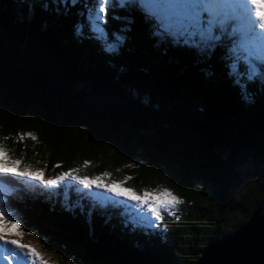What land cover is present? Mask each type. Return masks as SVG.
<instances>
[{
    "label": "trees",
    "instance_id": "1",
    "mask_svg": "<svg viewBox=\"0 0 264 264\" xmlns=\"http://www.w3.org/2000/svg\"><path fill=\"white\" fill-rule=\"evenodd\" d=\"M94 5L0 0L1 143L48 173L79 159L89 175L116 178L130 167L132 187L165 176L186 202L179 220L164 221V234L136 227L124 202L87 196L73 181L56 191L9 177L15 191L5 202L56 264H194L256 207L264 214V76L248 80L241 60L234 75L228 41L205 58L182 41L164 43L136 0L108 9L109 36L124 41L105 51L88 25ZM87 86L120 102L81 106L75 96ZM248 160L256 171L232 194L233 166Z\"/></svg>",
    "mask_w": 264,
    "mask_h": 264
},
{
    "label": "snow or ice",
    "instance_id": "2",
    "mask_svg": "<svg viewBox=\"0 0 264 264\" xmlns=\"http://www.w3.org/2000/svg\"><path fill=\"white\" fill-rule=\"evenodd\" d=\"M75 2L76 0H72L73 4ZM131 2L133 0H120V6L124 7ZM139 3L157 22L162 34L183 37L185 43L201 50L214 47L212 42L220 39V36L215 34L217 30L221 34H230L234 38L232 51L236 54V62L231 66L233 74L240 75L237 64L241 59L247 63L248 80L260 74L255 61L264 62V0H139ZM111 4L112 0H95L94 8L88 7L87 20L94 38L104 45L105 51L115 52L123 43L124 37L119 33H113L110 37L105 27ZM82 29V25H77V35L82 34ZM240 82L237 80V84ZM26 135L33 140L36 139L31 133ZM20 164V160L9 159L8 151L0 145V174H6L0 176V182L7 181L9 179L7 174H11L13 178L26 177L46 187H56L62 181L71 178L84 189L102 188L116 197L133 202L140 210L146 209L157 221L163 219L161 210L168 211L184 203L170 189L143 190L142 193L130 188H124L123 191L115 190L123 188L131 177H126L124 181H113L108 185L103 183V180L110 173L95 177H79L73 175V172L78 171L73 169L46 179L43 170L31 171L29 167L20 170ZM89 164V161H85V167ZM136 221V227L152 226L146 216L138 215ZM25 235L35 233L24 228L23 220L10 206L0 204V264H35L36 261H39V264H48L43 254L35 250V246L22 243Z\"/></svg>",
    "mask_w": 264,
    "mask_h": 264
},
{
    "label": "rangeland",
    "instance_id": "3",
    "mask_svg": "<svg viewBox=\"0 0 264 264\" xmlns=\"http://www.w3.org/2000/svg\"><path fill=\"white\" fill-rule=\"evenodd\" d=\"M136 1L139 2V0H136ZM117 7H121L120 6V0H112V4L109 6L108 9H110V8L113 9V8H117ZM148 17L150 18L149 21H151V19H153L150 15H148ZM156 25L158 27L157 22H156ZM217 31L215 33L216 35H218ZM228 31L230 33L231 29H229ZM160 36H161V40L164 43L167 42L170 45H172L171 43H173V41H182V42L185 43L183 37H175V36H172V35L162 34V30H161ZM218 36H220V39L218 41L212 42L214 45L216 43H224V42L228 41L229 47H230V44H231V47L233 46L234 38L230 34L226 33V34H221V35H218ZM229 42H230V44H229ZM188 46L190 47V49L192 48L193 51L196 52L200 57L204 56L203 58L207 57L208 54L210 53V51L213 48L212 47L210 49L201 50L200 48H197V47L189 45V44H188ZM104 50H105V48H104ZM119 50H117V51H119ZM240 62H241V64L243 66H246V68H248L247 63L244 60L241 59ZM255 63L258 66V70L261 67H264V62H262L261 60H256ZM263 76H264V68H263V71H261L260 74H258L256 77H257V79L261 80V77H263ZM83 90L84 91H82V92H86V95L80 94L82 101L90 99L89 98L90 97V93H96V94L98 93L96 91V88L92 87V86H87ZM89 90L91 92H89ZM24 136H28V135L24 134ZM0 145H2L5 148V146L1 143V140H0ZM8 156H9V159H11V160H20L21 161V164L19 165L20 170H24L26 167H29V170H31V171L43 170L44 173H45V178L46 179L53 178L54 176H56L59 173L68 172V171H71L73 169H77L78 170V171L73 172V175H76V176H79V177H85V176L95 177V176H99V175H101L103 173H110V175L104 177V180H103V183L108 184V185H111L113 181H124L126 177H130L131 176L128 173L127 174L129 176L126 175L125 169H129L130 167H125V166L123 168H119V170H118L119 173H116V175H117L116 178H114L115 173H112V172H109V171H100L99 173H94V174H90L89 175V174H87L85 172H88L87 169L90 166V164L87 167H85V161L84 160H80L79 161V159L78 160L74 159L73 161H66L65 160L66 162H59V164H56V165H59V167H53V170H55L56 172L48 173L46 169H43V167L35 166L37 163L32 161V160H34V158H30L31 159V160H29V164L30 165H28V164L24 163L23 160L19 159L20 157H17L16 155L11 153L10 151H8ZM255 168H256V165L251 160H248V161L242 163V165H240L239 167H237L236 165L233 166V173H232L233 181L232 182H233L234 190L233 191L231 190L232 194H235L238 189L242 188L243 185H245L246 178L248 177V175L250 173L251 174L255 173V171H256ZM4 175H6V174H4ZM7 175L9 177H11V174H7ZM18 178H22V177H18ZM26 179H27L26 183L31 184L32 187H38L40 185V184H36L35 183L36 181H32L29 178H26ZM131 180L132 179H128L127 182L123 185V188H116L115 190L116 191H123L124 188H130V189H135L138 193H142L143 190H148V191L158 190L159 191V190H163V189H170L177 197L182 199L184 201V203L180 204L176 208L170 209L168 211L161 210V215L163 216V219L157 221V220H155L154 218L151 217V214L148 213L146 211V209L145 210H140L138 205H136L135 203L127 201V200H124L122 197H116V196L112 195L111 193L105 192L102 188L93 187L91 189H86V190H88L91 193V194L87 193L88 194L87 196H91V197L98 196V197H107V198L108 197H112V198H115V200H117V201H122V202H124L123 206L124 205H128L127 208H126V212L130 214L129 216H135V219H136V217L139 215V216H146V217H148L150 219L151 224H152L151 227H146V226H141V227H143L144 229H151V230L155 229L154 231L157 230L158 233H163L164 234V229H163V227H161L162 226L161 224H163L164 221H168V222H173L174 223V222H177L179 220V219H176V217H180V210L184 206V204L186 203L184 198L178 192H176V190L171 186L170 183H168L167 180H169V179L167 177H165V176L163 178L162 177L161 178L154 177L151 180V184H147V183H143V182L140 183L139 182L140 184L137 185V186L135 185V187H132L130 185ZM69 181H73V180L71 178H68V179L62 181L60 185H58L56 187H52V188L57 191V190H59L58 189L59 187H62L63 185H66L67 183H69ZM73 183L76 184V186H78L79 189L83 188V186L79 185L76 181H73ZM194 185L196 187H198V186L200 187L201 186V184L196 182V181H194ZM205 188H207V186ZM14 191H15V188L10 187L9 185H6L5 182L4 183L0 182V204H2L4 206H9L8 203L5 202V201L9 198L10 194L14 193ZM10 238H15V237H10ZM22 243L31 244V245L35 246V250L38 253L43 254L44 258L48 261V264H56L55 261L53 260V256L50 253H48V250H46L45 247H43L41 244H39L37 242V240L34 238L33 235H25L23 237V239H22ZM48 254L51 255L52 258ZM35 264H39V261H36Z\"/></svg>",
    "mask_w": 264,
    "mask_h": 264
},
{
    "label": "water",
    "instance_id": "4",
    "mask_svg": "<svg viewBox=\"0 0 264 264\" xmlns=\"http://www.w3.org/2000/svg\"><path fill=\"white\" fill-rule=\"evenodd\" d=\"M96 91L97 94L90 93L88 100H81L80 94L86 93L78 94L75 100L81 106L99 109L120 102L99 88ZM261 212L262 208L256 207L239 229L203 249L194 264H264V214Z\"/></svg>",
    "mask_w": 264,
    "mask_h": 264
}]
</instances>
